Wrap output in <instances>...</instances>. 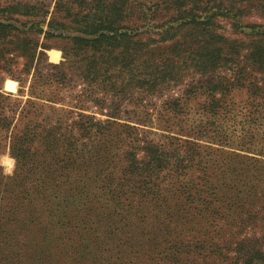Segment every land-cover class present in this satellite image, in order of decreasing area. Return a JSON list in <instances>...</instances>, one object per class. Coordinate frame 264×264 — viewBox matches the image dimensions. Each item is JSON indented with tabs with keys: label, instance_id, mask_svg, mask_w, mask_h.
<instances>
[{
	"label": "trees",
	"instance_id": "obj_1",
	"mask_svg": "<svg viewBox=\"0 0 264 264\" xmlns=\"http://www.w3.org/2000/svg\"><path fill=\"white\" fill-rule=\"evenodd\" d=\"M215 1L161 0L166 18L140 33L97 1L37 77L47 104L0 93L14 160L0 167V264H264V34L242 56L216 32ZM29 44L0 21V61ZM234 88L249 99L237 113Z\"/></svg>",
	"mask_w": 264,
	"mask_h": 264
},
{
	"label": "rangeland",
	"instance_id": "obj_2",
	"mask_svg": "<svg viewBox=\"0 0 264 264\" xmlns=\"http://www.w3.org/2000/svg\"><path fill=\"white\" fill-rule=\"evenodd\" d=\"M97 1L100 3V9L98 7L97 10H104L105 13H109L111 7L120 6V12L115 16L114 21V25L121 28L120 32L129 30L140 33L145 30L143 26H158L168 13L163 8L158 7L161 0H0V21L11 24L17 30L25 32L30 41L28 48H31L27 56L15 53L9 61H5V59L0 61V93L9 96L12 106L22 107L28 100L47 104L38 99L43 98L41 93L43 89L34 87L35 84L39 85L37 77L48 72L52 73L53 70L50 65H57L62 61V52L71 46V38L81 36L77 31L86 28V23L80 17L91 16L97 12ZM217 1H215L216 5ZM222 4L219 12H222L223 14L220 13L221 16L224 15L227 19L226 17L214 19L217 25L216 32L222 34L230 42L235 41L241 48L240 54L244 56L247 52L246 49L256 38L255 34L257 32L264 34V0H250L247 3L237 4L234 0H223ZM11 7L14 10L11 11L9 9ZM15 10L21 12L16 13ZM33 52L34 54H32ZM223 72L226 70L221 69L217 73L222 76L228 75ZM6 79H12L19 83L17 94L4 92L3 84ZM180 86L173 87L174 91H170L171 95L180 92ZM66 90L65 97L66 100H69L73 90L70 88ZM170 92L162 94V96L165 95L163 98L170 96L168 95ZM230 92L226 103L232 105L235 113L247 107L249 99L245 90L235 91L234 88ZM161 99L159 98V100ZM202 102L203 100L190 102L185 109L191 108L190 111H186L192 115L191 113H194L198 107L196 103L202 104ZM232 121L233 119L227 120L226 124L232 127ZM240 121V117L235 115L234 125ZM127 124L144 130H151V132L156 130L143 127V125L132 120L127 121ZM149 136L153 139L156 138L152 134ZM204 144L213 145L207 142ZM0 167L3 175H11L14 160L9 156L8 150L0 155ZM248 232L244 231L246 237L249 236ZM225 237L224 235L223 238Z\"/></svg>",
	"mask_w": 264,
	"mask_h": 264
},
{
	"label": "water",
	"instance_id": "obj_3",
	"mask_svg": "<svg viewBox=\"0 0 264 264\" xmlns=\"http://www.w3.org/2000/svg\"><path fill=\"white\" fill-rule=\"evenodd\" d=\"M19 83L12 79H6L3 84V90L8 94H17Z\"/></svg>",
	"mask_w": 264,
	"mask_h": 264
},
{
	"label": "clouds",
	"instance_id": "obj_4",
	"mask_svg": "<svg viewBox=\"0 0 264 264\" xmlns=\"http://www.w3.org/2000/svg\"><path fill=\"white\" fill-rule=\"evenodd\" d=\"M10 174V173H9Z\"/></svg>",
	"mask_w": 264,
	"mask_h": 264
}]
</instances>
